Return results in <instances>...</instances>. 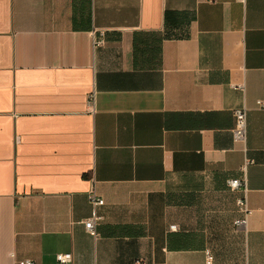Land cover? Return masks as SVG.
<instances>
[{
	"label": "crops",
	"instance_id": "obj_1",
	"mask_svg": "<svg viewBox=\"0 0 264 264\" xmlns=\"http://www.w3.org/2000/svg\"><path fill=\"white\" fill-rule=\"evenodd\" d=\"M262 97L264 0H0V264H264Z\"/></svg>",
	"mask_w": 264,
	"mask_h": 264
},
{
	"label": "built area",
	"instance_id": "obj_2",
	"mask_svg": "<svg viewBox=\"0 0 264 264\" xmlns=\"http://www.w3.org/2000/svg\"><path fill=\"white\" fill-rule=\"evenodd\" d=\"M238 1H240L242 4L245 5L247 0H238ZM102 42L103 40H97L95 44L100 45ZM236 87L244 89V85H237ZM93 99H94V95H91V100ZM255 104H256L257 109L264 110V97L257 99ZM248 111L249 109L245 105L233 111L235 123L232 129V136H233V141L235 143H240L243 145L246 143ZM249 163L251 162L247 161L246 164L244 165L243 167L244 172L246 171V167ZM228 185L230 189L233 191L243 190V196L238 199V206H239V210L242 213V217L239 219H236L235 224L239 228H245L248 222V216L251 213V210L248 206L247 198H246V192H247L246 179L245 177L231 179L229 180ZM89 200L93 204L94 207H97L104 203V200L97 196L94 189L90 191ZM100 219L101 217L98 214L94 213L92 217H90L89 219L85 221V227L87 231L89 232V234H91L92 236L96 237L98 235L97 223ZM171 228L174 229L175 226H172ZM205 255H206V264H214V257L210 249H206ZM11 257L14 258V255L12 254ZM72 260H73L72 252L56 254L57 264L71 263ZM15 264H34V262L30 259H23V260H16ZM136 264H143V262L137 261ZM155 264H167V263H155Z\"/></svg>",
	"mask_w": 264,
	"mask_h": 264
}]
</instances>
